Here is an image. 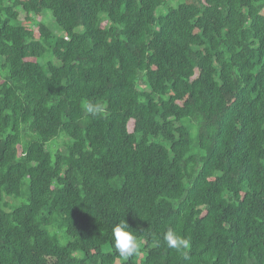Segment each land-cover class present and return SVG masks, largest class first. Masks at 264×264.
I'll use <instances>...</instances> for the list:
<instances>
[{
    "label": "trees",
    "instance_id": "trees-1",
    "mask_svg": "<svg viewBox=\"0 0 264 264\" xmlns=\"http://www.w3.org/2000/svg\"><path fill=\"white\" fill-rule=\"evenodd\" d=\"M0 264H264V0H0Z\"/></svg>",
    "mask_w": 264,
    "mask_h": 264
},
{
    "label": "clouds",
    "instance_id": "clouds-1",
    "mask_svg": "<svg viewBox=\"0 0 264 264\" xmlns=\"http://www.w3.org/2000/svg\"><path fill=\"white\" fill-rule=\"evenodd\" d=\"M85 109L91 115H98L103 111L102 106L91 101L85 104ZM111 239L113 248L119 258L126 260L139 252L140 243L138 237L134 231L130 230L128 223L124 219L119 220L112 227ZM163 241L166 242L169 248L178 251L185 250L189 247V240L180 236L171 228L164 233ZM154 243L158 246L160 241L157 239Z\"/></svg>",
    "mask_w": 264,
    "mask_h": 264
},
{
    "label": "rangeland",
    "instance_id": "rangeland-1",
    "mask_svg": "<svg viewBox=\"0 0 264 264\" xmlns=\"http://www.w3.org/2000/svg\"><path fill=\"white\" fill-rule=\"evenodd\" d=\"M45 23L49 26V28L51 30H53L54 32H56V35L61 37L60 35L62 34L59 30L55 31V23L54 20L51 19V17L45 18Z\"/></svg>",
    "mask_w": 264,
    "mask_h": 264
}]
</instances>
